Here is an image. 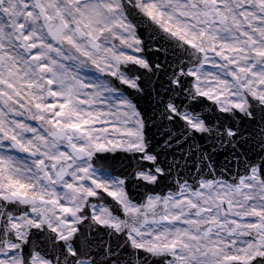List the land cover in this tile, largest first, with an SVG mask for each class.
I'll return each instance as SVG.
<instances>
[{
    "label": "snow or ice",
    "instance_id": "snow-or-ice-1",
    "mask_svg": "<svg viewBox=\"0 0 264 264\" xmlns=\"http://www.w3.org/2000/svg\"><path fill=\"white\" fill-rule=\"evenodd\" d=\"M0 264H264V0H0Z\"/></svg>",
    "mask_w": 264,
    "mask_h": 264
}]
</instances>
